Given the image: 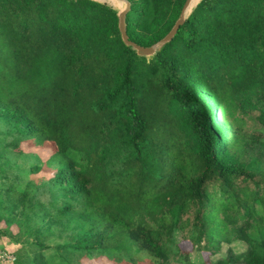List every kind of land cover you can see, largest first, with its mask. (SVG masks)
Returning <instances> with one entry per match:
<instances>
[{"label":"trees","instance_id":"16d2710c","mask_svg":"<svg viewBox=\"0 0 264 264\" xmlns=\"http://www.w3.org/2000/svg\"><path fill=\"white\" fill-rule=\"evenodd\" d=\"M127 1L151 47L187 0ZM5 239L0 264H264V0H201L151 57L109 4L0 0Z\"/></svg>","mask_w":264,"mask_h":264},{"label":"rangeland","instance_id":"374dc122","mask_svg":"<svg viewBox=\"0 0 264 264\" xmlns=\"http://www.w3.org/2000/svg\"><path fill=\"white\" fill-rule=\"evenodd\" d=\"M94 1L109 4L115 7L116 9H118L119 11H122L125 8L124 5H120L112 0H94ZM114 4H118V5L116 6ZM119 5L121 7H118ZM25 150L33 154H36L38 152L44 160H46L50 155L49 150L38 151L33 148H25ZM34 163H35V159L32 157L30 158L25 157L20 161V164H22L23 166V170H22L23 177H27L28 169ZM25 182L26 180L24 178V180L21 182L22 187L24 186ZM21 186H20V189H21ZM205 243L206 241L203 240L202 246L205 245ZM180 247L183 251L192 253L191 259L195 262L194 264H217V262L223 259H226L231 255V253L229 252V249H232V254L234 255L241 254L242 252H244V249H245V246H243L242 244H239V245L234 244L233 246H227L226 244H222L218 250L213 249L210 251L209 250L205 251V250L198 248V250L196 249L194 251L192 243L188 240L182 241ZM15 249H16V246L11 241H8L6 239L0 240V262L1 263L13 262L14 261L13 253L15 252ZM85 264H88V263L86 262Z\"/></svg>","mask_w":264,"mask_h":264},{"label":"water","instance_id":"95a60500","mask_svg":"<svg viewBox=\"0 0 264 264\" xmlns=\"http://www.w3.org/2000/svg\"><path fill=\"white\" fill-rule=\"evenodd\" d=\"M112 1L125 6V8L122 11H119V28L122 35V39L125 42V44L135 49L139 56L151 57L154 56L157 53V51H159L165 44L169 43L173 39L179 27L183 25L189 14L192 12V10L198 5V3L201 0H187L182 9L179 19L177 20L175 26L170 31V33L160 42H158L157 44L151 47H141L131 42L128 39V36L126 34L125 16L130 9V3L127 0H112Z\"/></svg>","mask_w":264,"mask_h":264}]
</instances>
